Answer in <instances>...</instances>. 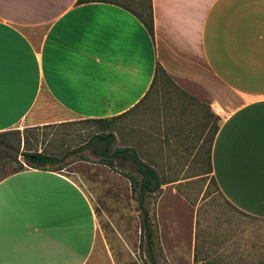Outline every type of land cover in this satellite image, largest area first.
<instances>
[{"label": "crops", "instance_id": "crops-1", "mask_svg": "<svg viewBox=\"0 0 264 264\" xmlns=\"http://www.w3.org/2000/svg\"><path fill=\"white\" fill-rule=\"evenodd\" d=\"M79 2L0 0V133L104 120L144 163H175L185 134L142 107L160 66L211 99L217 191L264 219V0H152L154 36L122 4ZM94 194L54 169L4 177L0 264H116L99 249Z\"/></svg>", "mask_w": 264, "mask_h": 264}, {"label": "rangeland", "instance_id": "rangeland-1", "mask_svg": "<svg viewBox=\"0 0 264 264\" xmlns=\"http://www.w3.org/2000/svg\"><path fill=\"white\" fill-rule=\"evenodd\" d=\"M122 1L137 12L147 7ZM142 107L155 108L154 118L161 125L167 129L175 125L178 135L185 134L177 137L175 163H147L157 170L163 183L158 193L146 192L141 197L139 189L133 191L124 176H138L130 160L125 167L117 163L115 170L100 164L102 156L94 153L95 147H109L112 153L123 146L135 147L133 141L121 136L117 123L108 130L113 136L110 144L96 143L50 167L73 175L95 193L99 249L110 250L116 264H152L146 240L141 242L143 215L148 212L156 235L154 252L158 264H264V219L234 208L217 191L209 173V151L216 128L211 99L191 94L176 81L159 76ZM33 122L20 124L0 137L5 145L18 150V160L23 163V153L64 158L95 136L107 133L102 123L90 120L75 119L51 127ZM1 145L0 179L19 167L13 162L15 154Z\"/></svg>", "mask_w": 264, "mask_h": 264}, {"label": "trees", "instance_id": "trees-1", "mask_svg": "<svg viewBox=\"0 0 264 264\" xmlns=\"http://www.w3.org/2000/svg\"><path fill=\"white\" fill-rule=\"evenodd\" d=\"M109 1L122 4L121 3L122 0H109ZM122 2H126V0H123ZM128 2L137 3L141 7L147 6L144 8L145 10L142 9L140 12H137V11H134L131 7L122 4L128 9H130L131 11H134L135 13H137V15L145 23L150 34L154 36V16H153L152 0H147V1L146 0H128ZM79 3H85V0H80ZM159 76H165L166 78L172 79L171 76H169L167 72L160 66L157 68V74L155 77L154 84L156 83ZM90 121L102 123V126L105 128L104 120H90ZM48 127H51V126H48ZM5 133L7 132L0 133V137L4 136ZM214 135H213V138H214ZM213 138H212V142H213ZM112 141H113V136L111 134L102 133L92 138L88 144L79 148L78 151L73 152V153H68L64 158H58L56 156L45 155L39 152L23 153L21 155L25 158V163L18 160V155L20 154L18 150L14 148V146L5 145L6 142L0 140V147L2 146L1 144H4V146H6L9 150H11L15 154V158L13 159V162L16 163L19 167L15 169L13 172H11L10 174H8V175H12L14 173H18V172L26 170L25 164L29 166L28 168H34L38 170L52 169L50 168L51 166H56V165L64 163L66 159L72 157L73 155H76L77 153L84 152L86 148L88 147H94L96 143L98 144L99 142H102L108 145ZM94 153L97 155L100 154L102 156V161L100 164L109 167L111 170L116 169L117 163H119L120 166L125 167L126 161L128 160H130L134 165H136L138 176L132 173L124 174V176L130 180L132 184V189L134 192L139 189L141 197L146 192L154 194V193H158L161 190L163 183L161 182L159 173L157 172V170L152 168L150 165H148L147 163H144L140 159V157L138 156L134 148H127V147L120 148L116 152L112 153L109 147L100 148L99 146V148L97 147L94 148ZM210 153H211V147L209 151V165L211 169L209 173L211 174L213 170H212V164H211V159H210ZM54 170L61 171V169H54ZM8 175L4 177H7ZM4 177H2L0 181ZM212 180L214 181V184L217 187L216 180L214 179V177L212 178ZM141 232L143 235L141 237V242L143 243L144 239L146 240L148 255L150 257L151 263L158 264L156 257H155V252H154L156 235H155V231L152 229L148 212H145L143 215V223L141 227ZM195 259L197 262V257ZM201 264H215V263L203 261L201 262Z\"/></svg>", "mask_w": 264, "mask_h": 264}]
</instances>
